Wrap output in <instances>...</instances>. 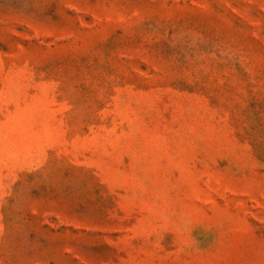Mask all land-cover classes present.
Here are the masks:
<instances>
[{"label":"rangeland","instance_id":"374dc122","mask_svg":"<svg viewBox=\"0 0 264 264\" xmlns=\"http://www.w3.org/2000/svg\"><path fill=\"white\" fill-rule=\"evenodd\" d=\"M0 264H264V0H0Z\"/></svg>","mask_w":264,"mask_h":264}]
</instances>
